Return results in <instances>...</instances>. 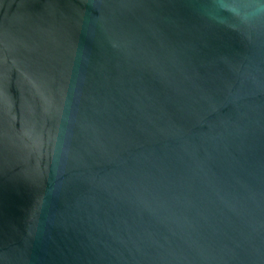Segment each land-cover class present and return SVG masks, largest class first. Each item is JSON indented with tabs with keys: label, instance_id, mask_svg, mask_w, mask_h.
I'll return each instance as SVG.
<instances>
[{
	"label": "water",
	"instance_id": "water-1",
	"mask_svg": "<svg viewBox=\"0 0 264 264\" xmlns=\"http://www.w3.org/2000/svg\"><path fill=\"white\" fill-rule=\"evenodd\" d=\"M0 264H264V0H0Z\"/></svg>",
	"mask_w": 264,
	"mask_h": 264
}]
</instances>
